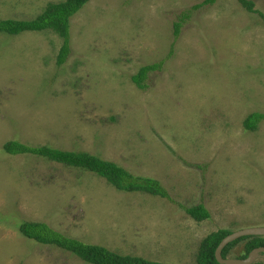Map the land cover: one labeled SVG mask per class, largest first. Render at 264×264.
Returning <instances> with one entry per match:
<instances>
[{
    "label": "rangeland",
    "instance_id": "1",
    "mask_svg": "<svg viewBox=\"0 0 264 264\" xmlns=\"http://www.w3.org/2000/svg\"><path fill=\"white\" fill-rule=\"evenodd\" d=\"M62 1L0 0V21H31ZM204 1L90 0L71 19L62 65L52 31L0 33V264H88L28 239L24 222L171 264H197L202 241L220 229L264 227V120L256 131L243 124L264 113V0H251L256 13L238 0L195 8ZM158 63L138 89L132 77ZM10 141L88 152L159 181L170 199L10 155ZM199 204L209 220L184 210Z\"/></svg>",
    "mask_w": 264,
    "mask_h": 264
},
{
    "label": "trees",
    "instance_id": "2",
    "mask_svg": "<svg viewBox=\"0 0 264 264\" xmlns=\"http://www.w3.org/2000/svg\"><path fill=\"white\" fill-rule=\"evenodd\" d=\"M89 1L90 0H64L59 3H49L42 14L31 21H18L12 19L1 20L0 33L18 36L25 32L52 31L61 38L63 42L58 55V64L62 65L72 52L71 19ZM238 1L247 11L256 13L253 1ZM214 2L215 0H205L201 5H196L195 8ZM259 15L263 17L262 13H259ZM188 17L189 14H184L173 24L176 38L179 37L183 24ZM161 66L162 63L142 67L139 72L132 77L133 83L138 89L147 90L149 87L148 78L150 73L161 69ZM263 120L264 113L254 112L244 120V128L248 131H256ZM4 151L10 155L31 154L44 157L69 167L90 171L104 178L108 184L118 191L128 193L139 192L170 199L168 191L159 181L135 176L118 164L88 152L64 151L47 146L34 147L19 141H10L6 143L4 145ZM184 210L190 217L198 222L209 220L211 217L210 212L206 209L204 204L184 207ZM20 230L28 239L69 251L88 264H171L151 261L139 256L121 255L101 245L85 243L78 239L66 237L52 229L46 223L24 222ZM231 233L232 231L228 229H220L211 233L202 241L197 253L196 263L220 264L215 256L216 249L221 241ZM241 243H244V254L241 257L239 256V258L245 259L252 250L258 247H264V237L248 236L237 239L224 248L222 257L227 258L230 251Z\"/></svg>",
    "mask_w": 264,
    "mask_h": 264
},
{
    "label": "water",
    "instance_id": "3",
    "mask_svg": "<svg viewBox=\"0 0 264 264\" xmlns=\"http://www.w3.org/2000/svg\"><path fill=\"white\" fill-rule=\"evenodd\" d=\"M248 236L264 237V227L244 228V229L232 232L230 235L225 237L219 244L218 248L216 249L215 256H216L217 261L220 264H254L256 260H258L260 257L264 259V247H258L252 250L245 259H235V258H228V257L223 258L222 257V252L228 244L236 241L237 239H240L242 237H248Z\"/></svg>",
    "mask_w": 264,
    "mask_h": 264
}]
</instances>
